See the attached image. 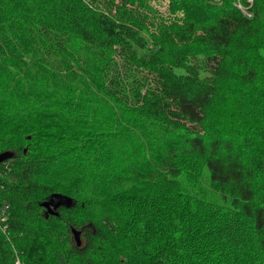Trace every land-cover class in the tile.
Returning a JSON list of instances; mask_svg holds the SVG:
<instances>
[{
  "label": "trees",
  "instance_id": "trees-1",
  "mask_svg": "<svg viewBox=\"0 0 264 264\" xmlns=\"http://www.w3.org/2000/svg\"><path fill=\"white\" fill-rule=\"evenodd\" d=\"M154 1L0 0V264H264V0Z\"/></svg>",
  "mask_w": 264,
  "mask_h": 264
},
{
  "label": "built area",
  "instance_id": "built-area-1",
  "mask_svg": "<svg viewBox=\"0 0 264 264\" xmlns=\"http://www.w3.org/2000/svg\"><path fill=\"white\" fill-rule=\"evenodd\" d=\"M249 1L252 2V0H249ZM237 5H239V7L242 8L247 15H250V13L244 9L242 4L238 3ZM9 208H10L9 204H7V203L4 204L0 208V230H2L3 232H6L7 227H8V224L6 223V221L9 218V213H8ZM15 263L21 264L19 261H16Z\"/></svg>",
  "mask_w": 264,
  "mask_h": 264
},
{
  "label": "rangeland",
  "instance_id": "rangeland-1",
  "mask_svg": "<svg viewBox=\"0 0 264 264\" xmlns=\"http://www.w3.org/2000/svg\"><path fill=\"white\" fill-rule=\"evenodd\" d=\"M253 1V0H252ZM154 3L161 9V10H165L166 9V3H167V0H155L154 1ZM252 3V2H251ZM184 182V185L186 186V187H189L187 184H186V182L185 181H183ZM204 188V190L208 193V195H207V198H209V199H213V200H217V201H219V202H223V199H221V198H219L218 197V199L215 197L216 195L214 194V193H212V192H210L208 189H207V187H203Z\"/></svg>",
  "mask_w": 264,
  "mask_h": 264
},
{
  "label": "water",
  "instance_id": "water-1",
  "mask_svg": "<svg viewBox=\"0 0 264 264\" xmlns=\"http://www.w3.org/2000/svg\"><path fill=\"white\" fill-rule=\"evenodd\" d=\"M7 156H12V154H11V153H8V152H1V153H0V160L6 158ZM58 203H59V202H58ZM55 205H57V203L53 205L54 208H56ZM80 242H81V241L78 239V244H80Z\"/></svg>",
  "mask_w": 264,
  "mask_h": 264
}]
</instances>
